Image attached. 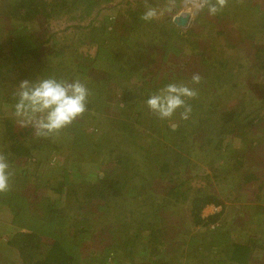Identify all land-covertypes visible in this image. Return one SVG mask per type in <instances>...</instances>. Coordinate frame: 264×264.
<instances>
[{"label": "trees", "instance_id": "1", "mask_svg": "<svg viewBox=\"0 0 264 264\" xmlns=\"http://www.w3.org/2000/svg\"><path fill=\"white\" fill-rule=\"evenodd\" d=\"M105 1L110 0H53V9L49 11L44 0H0V21L3 23L0 27V96L9 99L12 103L16 102L14 94L17 89L16 91L15 88L4 91L2 86L14 74L19 77L16 81L17 85L25 79L34 81L37 78H45L39 73L43 70L58 79H73L77 74H80L78 78L86 84L87 88L108 84L113 79L116 81L115 85L122 91L119 106L124 104L122 112L125 119L119 120V122H122L120 125L123 127H129L135 123L133 118L137 117L136 114L141 117L145 113L148 108L144 107L146 99L162 84L179 83L181 79L191 80L192 73L198 72L202 80L198 85L192 84V87L197 89L198 95L195 99L188 101L192 106L190 115L194 119H188L185 125L191 126L192 129L189 132H184L183 129H174L167 125L169 131L175 133L178 141L182 142L175 143L181 151H176L173 161L162 160L160 164L152 161L146 143L142 144L143 131L135 130L133 127L125 128V133L130 136L121 133V138L113 136L111 132L104 131L95 141L92 139L90 141V134L81 128L85 121L82 117L78 118L67 128L77 135L74 143H82V146L78 145L80 150L85 147L84 145L92 143L89 145L92 148L91 151L98 148L106 149L108 155H115L113 172L103 176L99 173L95 181L85 180L80 185L69 183L68 178L64 181L58 179L50 181L48 188L56 194H62L65 200L66 205L61 202V207V204L58 207L57 199L50 196L36 194L34 198H31L30 189H26L28 186L20 188V179L23 177V171L26 172V170L23 169L21 173L16 172L17 180L10 181V191L0 194V204L7 203L11 206L14 215L13 222L22 228L15 232L8 243L17 248L22 264H83L81 252L83 255L85 253L82 250L80 252L81 245L76 244V238L83 233H88L89 227L93 226L95 222H99V225L106 223L110 230L111 228L113 231L117 230L116 242L108 244L105 250L109 251L115 248L114 251L123 252H120V258L117 256L120 263L129 259L130 264H171L175 257L180 256L176 255L173 256L174 258L166 260L158 259L157 256L161 253L171 255V251L175 249L173 242L176 237L181 235L178 229L168 228L173 212L164 208L163 203L162 205L150 203V198L153 200L155 198L152 194L154 189H148L146 185L141 188L142 191L140 190L141 196H147L145 205L133 208L132 204L135 205V199L131 200L128 196L132 182L140 172V164L137 161L144 159L146 163L153 164L151 165L152 170L159 176V179L156 180L154 177L151 178L156 182L155 189L159 188L157 184L162 183L167 195H175L185 201L189 200L191 203L190 216L193 223L206 227L200 238L194 234L193 238L187 242L191 246L193 254L202 256L204 260H218L223 264H227V262L248 264L254 248L264 249V240L252 237L250 244L233 240L234 237H231V233L238 231V224L235 223L238 219L232 221V225L225 230H221L220 225L211 228L212 225L224 220L222 216L224 210L206 217L204 216L205 207L211 204L225 207V203L218 194L209 190V183H206L210 182L208 175L204 174L207 181L204 177L202 179L200 177L197 181L201 183L194 184L197 173L201 172L194 171L196 167H192L193 161L189 156L190 154L196 155V151H200V154L206 152L202 156H210L214 151L211 145L216 138H218L216 149L219 151L224 146L226 147V138L230 140L229 143L234 138L241 139L247 150L245 149L244 153L239 154L231 161L233 170L228 174L232 175L233 171L242 175L248 174L249 182L246 184L249 186H251V181L255 180V184L257 182V189L261 191L257 196L260 199V204H257L254 209L257 213H264V161L262 162L264 116L255 121L256 116L250 118L249 113L246 114L245 104L241 101L235 102L236 97L239 96L236 94V88L240 89L237 87L239 83L230 79L228 74L225 75L230 65L229 61H225L229 59L221 51L226 48L225 45L231 49H237L239 43L245 44L246 40H249L240 27L243 21L247 20L254 30L258 28L264 31V1L243 0L242 3H236L235 0H230L229 5L214 17L209 16L206 11L199 12L191 26L186 29H182L169 18L168 21L160 24L155 20L151 21L153 24L143 21L141 19L143 9L139 8V4L136 5V9H126L129 15L120 14L118 21L114 19L110 36L99 33L101 29L103 31L107 29V23L99 26L94 24L95 20L86 25L71 26V29H77L81 34L74 32L67 34L69 35L67 37L66 34L58 36L50 27L49 19L51 17L64 12H74L77 15L85 10L98 11ZM127 15L128 18H124ZM125 19L128 20L125 21ZM30 22L35 23L37 27L31 28L28 24ZM18 23L25 24L20 26L17 25ZM207 23L218 24V29L214 27L217 36L215 39L227 41L224 45L222 43L217 45L218 53L213 55L211 63L208 62L210 59L206 61L209 51L205 49L207 47L204 43L206 40L202 35L203 31L200 30ZM70 28L67 27L66 30H70ZM148 28H154L155 33L149 32ZM158 28L162 31L161 35L156 34ZM248 35L252 37V33ZM132 36L141 42L140 45H143L144 49L134 51L129 48V40L133 38ZM237 37L247 38L240 42ZM83 39H89L91 43L97 45V51L93 58L87 53L84 54L85 52L78 53V40ZM213 44L215 45V43ZM248 44L249 48L246 50L249 51L250 60L242 64L241 67L250 64L247 71H251V73L256 71L255 74L263 81L264 45L258 46L255 41H250ZM212 48L215 49L213 45ZM189 52L192 53L190 56H188ZM184 56H188L190 61L185 64V68L181 71L183 73L180 74L179 70V73H174L171 69L172 66L178 64L176 63L177 58ZM69 59L72 61L68 62ZM167 62L170 63V66L166 65ZM31 66L33 69L36 67V71L27 70ZM91 70L94 73H91ZM87 73L88 77L85 78ZM230 81L231 84H229ZM12 82L10 80L9 83ZM259 97L258 101L261 100L264 103V96L260 93ZM261 106L263 105L259 107ZM95 107L96 103L91 102L88 98L87 111L91 112ZM199 109H202V112ZM244 112L245 114L242 115ZM246 118H250V120L245 122ZM127 121L133 123L130 125L126 123ZM135 121L139 122V118ZM4 124L5 129L1 130L6 136L3 141L7 147L4 155L10 161L18 157H29L34 148H41L42 144L45 145L42 143L44 138L34 140V134L33 137L30 136L32 143H27L28 134L33 133V129H15L9 119H5ZM136 138H139L138 142H135ZM35 141L37 143H34ZM122 144L124 145L122 146ZM149 144V147H162V143ZM57 145L61 146L59 143L52 146L58 149ZM117 148H119L118 151ZM253 149H262L263 152L256 155L251 152ZM10 153L14 154L11 156ZM199 156L197 153L196 158L198 157L199 160L197 164L201 162L200 159L205 161L203 159L205 157L200 158ZM78 157L74 158L79 160ZM257 165H260L259 169H261L259 176L253 172ZM226 168L224 167V169ZM215 175H218L217 170H215ZM220 182L226 183L228 179H222ZM153 183L148 181L152 187H154ZM233 184L230 180L226 186L231 187ZM245 189L250 188L243 187L242 192L248 191ZM136 197H139V193ZM71 204H74V207L78 209L76 216L67 213L66 208ZM88 206H95V211L99 212L96 215L99 217L95 219H101V222L94 220L92 222L87 219L88 216L83 217L82 211ZM139 210L143 211L139 221L140 230H150L149 243L154 244L148 258L145 254L146 250L142 251L140 257L135 254L134 247L137 240L124 239V233L129 225L134 226V223L138 225L137 222L128 223V219L124 221L122 218L118 219L122 212L134 214ZM108 217L110 218L108 219ZM158 221L163 222V226L153 227V224ZM121 223L122 225L119 226ZM175 226L181 227L179 223H175ZM188 233L191 232L188 231ZM138 237L140 238V236ZM203 250L208 251V257L205 256ZM141 256L147 259L138 261L142 258Z\"/></svg>", "mask_w": 264, "mask_h": 264}, {"label": "rangeland", "instance_id": "2", "mask_svg": "<svg viewBox=\"0 0 264 264\" xmlns=\"http://www.w3.org/2000/svg\"><path fill=\"white\" fill-rule=\"evenodd\" d=\"M44 1L45 5L46 1L51 3L50 9H47L49 11H52L53 0ZM148 2L154 7H164V5L166 4V0H148ZM138 4L140 5L139 8L143 9L144 12L145 0L105 1L103 2L102 6L99 7L98 11L95 10L94 12H89L88 10H85L81 13L77 11L78 13H80L77 15H75L74 12H64L56 15L55 17H51L49 19V24L52 30L56 32L58 36L66 34L65 36L67 37L69 36L67 34H73L74 32H78L81 34V32L77 31V29H71V26L74 27L76 24L86 25L89 24L91 21L95 20L94 24L99 26L105 25L107 23V29H105V31L101 29L99 33L110 36L112 32V26L115 21L114 19L118 21V16L120 14H128L126 9H136V5ZM181 7H183V5H181ZM184 11L186 12V9ZM198 13H196L195 15H191L189 25L187 27L183 26L182 29L190 27ZM128 15L124 18H128ZM168 18L171 21H174L175 19L172 15L165 14L164 16L155 19V22H159L160 24L161 22H166V20L168 21ZM127 20L128 19H125V21ZM1 22L2 21H0V27L3 24ZM24 24L25 23H18L17 25L24 26ZM28 24H30L31 28L37 27L35 23L30 22ZM67 27L70 28V30H66ZM214 27L218 29L219 26L218 24L212 25L207 23L203 29L200 28V30L203 31L202 35L206 40L204 42L205 46H207L205 47V49L206 51H209L206 61L210 59L208 60V62L210 63L212 61L213 55L218 53L217 45L219 43H222V45L227 43L225 39H215V37L217 36ZM240 27L243 30V34L248 37L249 40H246L248 43L250 41H255L258 46L264 45V31L262 29L257 28L254 30V28H251L247 20L243 21ZM148 30L149 32L155 33L154 28H148ZM148 30L144 31L147 32ZM251 33L252 37L251 35H248ZM156 34L161 35V29L158 28ZM130 35H133V33H130ZM134 38L135 36L131 40H129V48L134 51H141V49H144L143 45H140L141 42ZM244 39L241 37H237V40L240 42H243ZM247 42L245 44L239 43L237 49H231L228 45H225L226 48L222 49L221 51L224 53L225 57L229 59L225 60L229 61L230 65V68L226 70L225 75L227 76L228 74L230 79H233V81L239 83V86L237 87L238 89H240L237 90L236 88V94H238L239 96L238 98L236 97L235 102L237 103L241 101L243 104H245L247 110H245L246 114L249 113L248 115L250 118L256 116L255 118H253L255 119V121H258L259 118H262L264 116V103H262L261 100L258 101V99H260V93L264 96V80L262 81V79L255 74L256 71H253V73H251V71H247V67L250 64L241 67L242 64H245L250 60V56L248 55L249 51L246 50L247 48H249V44ZM213 43H215V45ZM212 45L215 47V49L212 48ZM120 48L122 47L120 46ZM78 49V53L85 52L84 54L87 53L91 58H93L97 51V45L91 43V40L89 39L78 40ZM122 52H125V50H122ZM191 54L192 53L189 52L188 56H190ZM188 56L177 58L176 63L178 64H175L171 68L173 69L174 73H177L178 70L179 72H181L185 68V64L190 61V59H188ZM67 61L71 62L72 60L69 59ZM166 65L170 66V63L167 62ZM27 70L36 71V67L33 69V67L31 66ZM39 73L42 77L51 76V74H49L45 70H43V72L40 71ZM91 73H94V71L91 70ZM182 73L183 72H181L180 74ZM85 76V78H87L88 73L85 74ZM78 77H80V74H77L76 78ZM18 78V75L15 74L9 77L8 80L5 81V83L2 85L4 91L11 90L12 88H15V91L16 89L18 90V85L21 82L20 81L18 85L16 84ZM10 80L13 82L9 83ZM115 82L116 81L112 79L111 82H109L108 84L88 88L90 91V95L88 98L91 102L96 103V107L93 108L91 112L86 111V113L83 115L82 118L85 122L81 128L90 134V141L91 139L95 141L96 138L103 134L102 132L104 131H106L107 133L111 132L113 136L121 138V133L122 135H128L127 133H125V128L133 127L135 130H141L144 132V140L142 141V144L146 143V146L149 149L148 153L152 161L154 160L155 163L157 162L160 164L162 163V160L170 159L171 161H173L176 151H181V149L177 147L175 143L182 142L178 141L177 135L175 133L169 131L167 125L172 126V128L174 129L180 128L181 130L183 129L184 132H189L192 129L191 126L187 127L185 125L187 124L188 119H194L192 115H190L187 120H182L179 117V112H177V114L174 115L171 120H160L150 112V110L147 108V105L145 104L144 107H146L147 109L145 108V113L141 117L135 113L137 117L139 116V122H136L135 120L138 118L134 117L133 122L135 123H130L127 121L126 123L130 125L132 123L133 124L129 127H123V125H120L122 124V122H119V120L125 119V116H123L122 112L124 104H121V106H119V103H121L120 99L122 97V91L120 87H117V85H115ZM133 83L135 84V81H133ZM179 83H185L192 87L191 80L181 79ZM229 84H231V81ZM164 85L165 84H162L160 87ZM204 92L208 94V92ZM14 104L15 102L12 103L9 99H5L0 96V152H2L3 154H5V149L7 148L5 147L6 143H3L6 137L5 133L3 134L1 132V130L5 129L4 120L9 119V121L14 124L15 129L24 128L18 125L17 120L13 115ZM260 105L263 106L259 107ZM199 110L201 111L202 109ZM245 112L242 115H244ZM250 118H246L245 122L247 120H250ZM67 128L63 129L59 133V135L54 138L44 139L42 143H45V145L43 146L42 144L41 148H34L31 151V155L29 157H18L13 161H10L7 158L10 163V170L12 174L15 173V175L11 176L10 181H16V172L21 173V171L25 169L26 172L23 171V177L20 179V188L28 186L26 189H30L31 198H34L36 194L39 196L44 195L53 197L55 198V200H58H56V203H58V207L61 202L64 205H66V203L64 198L62 197V194H56L48 188L50 181H55V179L64 181V179L68 178L69 183L71 182L73 185H80L85 180L95 181L99 173H101V175L103 176L104 174H110L113 172V166L115 165L114 163L116 158L115 155H108V150L106 149L100 150L98 148L96 150L94 149V151H91L92 148H90L89 145L92 143L84 145L85 147L80 150V147L78 145L82 146V143H74L76 141L77 135L73 134L72 131L70 132ZM31 133L28 134L27 143H32V139L30 138V136L33 137L32 135L34 134V131L32 134ZM128 136H130V134ZM234 139H232L231 143H229L230 140L226 138V147L224 146L219 151L216 149V145L218 143V138H216L212 143L213 145H211L215 152L212 151L210 156H202L206 152H202L200 154V151H196V155L197 153H199L200 158L205 157L203 158L205 159V161L200 159L201 162H199V164H197L199 160L198 157L196 158L195 154H190L189 157L193 161L192 167H196L194 168V171L197 170L201 172L200 174L197 173L198 175H196L194 184L199 185V183H201L197 181L200 177L201 179L202 177H204L207 181V177H205L204 174L208 175L210 182L207 181L206 183H209V190L213 193L218 194L220 199L225 203V207L222 205L217 206L215 204H211L205 207L204 216L206 217L224 210V213L222 215L224 217V220L219 221L216 225H210L211 228L220 225L221 230H225L226 228L232 225V221L238 219L235 222L238 224V231H234L233 233H231V237H234L233 240L250 244L252 237H258L264 240V213H257L254 209L257 204H260V199L257 198V196L261 191L257 189V182L255 184V180L250 182V185L252 187L246 184V182H249L248 174L242 175L237 171H233V174H230L231 176L228 174L229 172L231 173V171L233 170V165L231 161L234 158L238 157L239 154L244 153L245 149L247 150L246 145L242 143L241 139ZM34 140H36L35 136ZM138 141L139 138H136L135 142ZM34 143H37V141H35ZM56 143H59V145H61L60 147L57 145V147H59L58 149L60 150L52 146L56 145ZM149 143H162V147H149ZM123 145L124 144H122V146ZM118 149L119 148H117V151ZM251 152L256 155H259L263 152V150L253 149ZM13 154L14 153H10L11 156ZM77 156H79V160L74 158ZM141 158L138 159L140 160ZM263 158L264 156L262 157V162L264 161ZM137 162H139L140 164V172L135 177V180L132 182V187L130 188L131 190L128 191V196L131 198V200L135 199L136 202L135 205L132 204V207L137 208L141 205H145V200L147 196H141L140 192V190L142 191L141 188L144 187V185H146V188L148 189H154L152 190V194L155 198L154 200L150 198L151 200H149V202L154 203L155 205H162L163 203V205L165 206L164 208H166L167 210H171V212H173V217L171 216L172 224L171 222H169L168 228L171 227L175 230L178 229L179 234H181L179 237H176L173 242V246H175V249L171 251V255L161 253L157 256L158 259L162 258L166 260L170 259L173 256L175 257L176 255H179L181 258L173 257L174 259L171 261V264H223V262L220 263L218 260L207 261L204 260L202 256H195V254H193L191 246L188 245L187 242L189 241V239L193 238L194 234H197L200 238L203 234L202 231H205L206 227H201V225H196L193 223L192 217L190 216L191 203L189 200L185 201L183 198L179 199L175 195H167L162 183L157 184L159 185L157 186L159 188H156L157 193L154 192L156 190V182L154 180L159 179V176L156 175L157 172L152 170L151 165L153 164H150V162L146 163L144 159H141V161ZM224 167L227 168L224 169ZM259 168L260 165H257L253 169V172H256L257 176H259L260 174L261 169ZM215 170H217L218 175H215ZM152 177H154V180L151 179ZM222 179H228V182L231 180V182L234 183L233 186H226L228 182H220V180ZM254 179H256L255 176ZM148 181L152 183L154 182V187L148 184ZM243 187H249L250 189H245L248 191L242 192ZM138 193L139 197H136L138 196ZM62 204L60 205V207L62 206ZM71 206H73V208H71ZM10 207L11 206H9L7 203L0 204V264H22L17 248L12 247L8 243L9 239L15 234V232L22 229L13 222L14 215L13 210ZM66 209L67 213H70L72 215L74 214V216H76V214L78 213V209L74 207V204L69 205ZM82 212L84 213L83 217L88 216V220H91L92 222L93 220L101 222V219H95L99 217L96 216L97 214H99V212L95 211V206H88L83 209ZM141 212L143 213V211L141 210L134 214H132V212L130 214L122 212V214L118 216V219L122 218L123 221L128 219V223H132L134 221L137 222L138 225H136L135 223L134 226H132V224L129 225V227L124 233V239L133 238L134 241L137 240L136 246L134 247L135 254L140 257V255H142V251L146 250L145 254L148 258L149 255H151L152 253L154 244L149 243L150 238L148 234L150 233V230H140L139 221L142 217ZM109 218L110 217H108V219ZM98 223L95 222L93 226L91 225L92 227H89L90 230L88 233H83L77 237L78 239L76 238V244L81 245L80 252L82 250L85 253L83 255V253L81 252V259H83L82 263L130 264L129 259L123 261L122 263H120V260L117 259V256L120 258V250L119 252L114 251L115 248L111 250L108 249L109 251L105 250V248L108 247V244L116 242L115 236H117L116 234L118 233H116L117 230H115L114 228V231L112 230V228L110 230L109 226H107L106 223L100 225ZM122 223L119 224V226H121ZM175 223H179L181 227L177 228V226H175ZM163 224V222L158 221L153 224V227H162ZM188 231H190L191 233H188ZM138 236H140V238ZM203 252L205 256L208 257V251L203 250ZM141 257L142 258L138 261H143L147 259L143 256ZM227 264L240 263L227 262ZM248 264H264V249L254 248V252L250 256Z\"/></svg>", "mask_w": 264, "mask_h": 264}, {"label": "clouds", "instance_id": "3", "mask_svg": "<svg viewBox=\"0 0 264 264\" xmlns=\"http://www.w3.org/2000/svg\"><path fill=\"white\" fill-rule=\"evenodd\" d=\"M235 2L242 3L243 0ZM229 3L230 0H166L164 7H154L145 0V11L141 19L151 22L165 14L177 18L201 11L214 17ZM201 80L198 72L192 73L191 84L198 85ZM14 95L16 102L13 115L18 125L33 129L36 138L48 139L58 136L63 129L83 117L87 111L90 92L79 78L58 79L48 76L34 81L22 80ZM197 95V89L188 84L169 82L151 93L145 104L160 120H171L177 112L180 119L187 120L192 112L188 101L195 99ZM11 176L9 160L0 152V194L10 191Z\"/></svg>", "mask_w": 264, "mask_h": 264}, {"label": "water", "instance_id": "4", "mask_svg": "<svg viewBox=\"0 0 264 264\" xmlns=\"http://www.w3.org/2000/svg\"><path fill=\"white\" fill-rule=\"evenodd\" d=\"M46 5H47V8L50 9L51 7V3L46 1ZM190 18H191V15H183L181 17H177L174 19V21L181 27H187L189 25V21H190Z\"/></svg>", "mask_w": 264, "mask_h": 264}]
</instances>
